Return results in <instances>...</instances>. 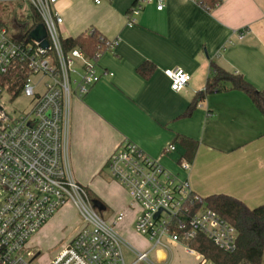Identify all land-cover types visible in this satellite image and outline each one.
I'll return each mask as SVG.
<instances>
[{
	"label": "crops",
	"instance_id": "0c3cea01",
	"mask_svg": "<svg viewBox=\"0 0 264 264\" xmlns=\"http://www.w3.org/2000/svg\"><path fill=\"white\" fill-rule=\"evenodd\" d=\"M135 2L61 0L56 7L63 19L62 37L96 30L106 40H118L115 48L97 59L98 67L112 75L71 99L72 175L103 204L100 213L106 221H113L111 213L124 214L114 224L116 232L127 243L142 242L139 249L128 244L147 251V256L151 253L153 264H213L168 240L151 249L153 242L133 228L138 208L132 211L127 190L113 180L103 189L99 174L110 153L130 141L178 179H187L200 197L228 195L249 208L264 203V116L251 99L240 90L214 92L184 115L204 87L211 61L264 89V0H220L213 7L200 0H151L128 25L126 13ZM159 3L161 9L156 8ZM143 61L154 64L147 78L136 71ZM173 68L190 75L180 91L170 88L164 73ZM177 135L197 142L188 170L180 167L183 148L174 142ZM172 144L175 149L170 151ZM95 182L100 186L95 187Z\"/></svg>",
	"mask_w": 264,
	"mask_h": 264
},
{
	"label": "built area",
	"instance_id": "2783aa9c",
	"mask_svg": "<svg viewBox=\"0 0 264 264\" xmlns=\"http://www.w3.org/2000/svg\"><path fill=\"white\" fill-rule=\"evenodd\" d=\"M60 1L0 0L32 7L48 41L46 48L33 39L17 42L0 28V264H35V254L28 251L30 237L68 202L76 208L81 225L49 264H126L123 247L135 256L130 264H153L147 251L135 250L116 232L114 224L124 214L119 212L107 222L93 208L86 189L73 178L68 150L70 102L101 77L112 75L98 67L97 59L115 48L118 40L104 39L92 56L78 47L65 50L59 31L63 19L56 8ZM93 1L100 4L103 0ZM150 1L136 0L126 13L128 25ZM18 61L28 74L19 94L13 96L12 79L2 77ZM164 73L173 91H180L190 79L181 68ZM19 96L28 99L27 108L6 109ZM174 149L173 144L168 146V150ZM180 167L188 170L190 163L181 161ZM106 168L111 179L127 190L130 206L138 208L133 228L153 242L151 249L168 240L193 252L187 241L202 234L222 251H234L236 228L200 204V196L187 179H178L136 144L120 143L110 153Z\"/></svg>",
	"mask_w": 264,
	"mask_h": 264
},
{
	"label": "trees",
	"instance_id": "16d2710c",
	"mask_svg": "<svg viewBox=\"0 0 264 264\" xmlns=\"http://www.w3.org/2000/svg\"><path fill=\"white\" fill-rule=\"evenodd\" d=\"M219 1L200 0L206 7H213ZM41 22L42 20L32 7L24 6L21 2H0V28L4 27L12 39L17 42L30 41V32ZM103 42L104 37L100 36L96 30H92L90 34L84 32L74 37H64L61 45L65 50L78 47L92 56ZM153 70L154 64L150 61H143L136 68L138 74L144 78H147ZM27 74L28 70L25 65L18 61L15 62V69L2 77V80L12 79L13 96L19 94ZM227 90L243 91L264 116V89H256L241 74L227 71L213 61L210 62V72L204 87L196 92L184 115H189L207 94ZM174 142L183 148L180 162L187 161L190 163L195 154L197 142L183 135H177ZM86 191L93 205V202L101 205L95 195H92L87 189ZM199 203H204L215 210L236 228V247L231 253L224 252L202 234H196L187 241L190 248L213 264H239L242 262L262 264L264 260V203L249 208L241 200L223 194L200 197Z\"/></svg>",
	"mask_w": 264,
	"mask_h": 264
},
{
	"label": "rangeland",
	"instance_id": "374dc122",
	"mask_svg": "<svg viewBox=\"0 0 264 264\" xmlns=\"http://www.w3.org/2000/svg\"><path fill=\"white\" fill-rule=\"evenodd\" d=\"M28 102L27 98L19 96L11 103H7L6 109L21 111L27 108ZM99 177L103 180V189H105V186H108L107 184L109 183V180L112 181L106 166L103 167ZM95 184V187L100 186L99 182H95ZM89 189L92 191V187L89 186ZM92 192L94 193V191ZM93 203V208L101 216L102 213H100V209H105V207H103V204L97 205L95 202ZM134 210L137 211V208L135 207L132 209L133 212H135ZM116 214L117 212L111 213V216L114 217ZM102 217L104 218L103 215ZM80 225L81 220L76 208L71 202L66 203L53 215V218L50 219L49 223H47L45 227H42L37 233L30 237L28 241V251H30L33 255L35 254V264H49L50 259L60 251L61 247H63L62 245L66 244V241L79 229ZM129 231L133 230L130 228ZM144 239L147 240L148 238L144 236ZM141 243L142 242H140L139 245H141ZM130 244L137 249L140 247L139 245H134L133 243ZM143 246L144 245H142V247ZM122 253L126 264H130L135 258L133 253L125 247L122 248ZM147 257L149 260L153 259V255L151 253H149ZM206 264L210 263L206 262Z\"/></svg>",
	"mask_w": 264,
	"mask_h": 264
},
{
	"label": "water",
	"instance_id": "95a60500",
	"mask_svg": "<svg viewBox=\"0 0 264 264\" xmlns=\"http://www.w3.org/2000/svg\"><path fill=\"white\" fill-rule=\"evenodd\" d=\"M29 35L30 38L38 42L41 47L46 48L48 46V41L46 39V30L42 23L34 27Z\"/></svg>",
	"mask_w": 264,
	"mask_h": 264
}]
</instances>
